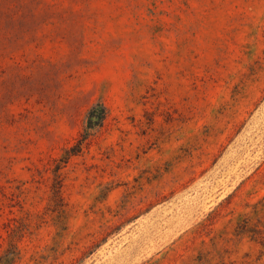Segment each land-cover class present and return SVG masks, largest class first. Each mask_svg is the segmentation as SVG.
Wrapping results in <instances>:
<instances>
[{
  "label": "rangeland",
  "instance_id": "374dc122",
  "mask_svg": "<svg viewBox=\"0 0 264 264\" xmlns=\"http://www.w3.org/2000/svg\"><path fill=\"white\" fill-rule=\"evenodd\" d=\"M0 264H264V0H0Z\"/></svg>",
  "mask_w": 264,
  "mask_h": 264
}]
</instances>
